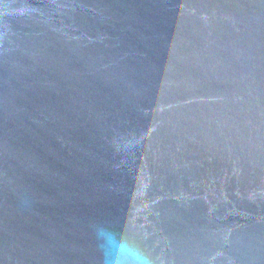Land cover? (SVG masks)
I'll use <instances>...</instances> for the list:
<instances>
[{
	"label": "water",
	"instance_id": "water-1",
	"mask_svg": "<svg viewBox=\"0 0 264 264\" xmlns=\"http://www.w3.org/2000/svg\"><path fill=\"white\" fill-rule=\"evenodd\" d=\"M97 222L264 264V0H0V264H104Z\"/></svg>",
	"mask_w": 264,
	"mask_h": 264
},
{
	"label": "clouds",
	"instance_id": "clouds-1",
	"mask_svg": "<svg viewBox=\"0 0 264 264\" xmlns=\"http://www.w3.org/2000/svg\"><path fill=\"white\" fill-rule=\"evenodd\" d=\"M92 229L104 255V264H153L150 256L126 240H120L110 226L104 223H93ZM110 238L116 239V244L111 253L105 252V245Z\"/></svg>",
	"mask_w": 264,
	"mask_h": 264
}]
</instances>
